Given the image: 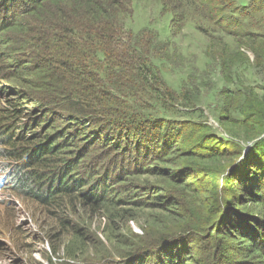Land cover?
<instances>
[{
  "label": "trees",
  "instance_id": "1",
  "mask_svg": "<svg viewBox=\"0 0 264 264\" xmlns=\"http://www.w3.org/2000/svg\"><path fill=\"white\" fill-rule=\"evenodd\" d=\"M72 1L78 7L76 13L59 0L66 9H61L62 12L73 20L69 21V17L48 14L58 10L57 0H0V130H7V122H17L19 117L23 120L21 114L24 112L31 113L26 116L31 123L44 122L39 125L40 128H32L34 130L22 128L20 124L10 130V136L0 138V168L5 177L3 186L13 191H24L30 189L27 182H31V186L39 187V191L44 190L46 197L59 195L60 198L82 186L95 192L93 196L89 192L90 196H87L90 199H101L103 190L109 196L113 187L123 189L120 178L126 177L124 172L139 170L141 161L151 153L160 155L153 160L171 158L178 163V167L185 161L189 162L191 158L170 148L178 141L187 146L189 143L186 140H189L196 148L206 150L205 161L228 164L227 178L229 181L233 178L228 190L216 183L217 190H224L225 196L219 197V192L218 202L212 205L211 210L221 219L215 220L212 216L209 223L202 227L204 229H200L205 231L198 239L201 248L209 247L203 261L209 264H264V154L254 150L261 141H258L259 144L253 142L238 160L243 150L241 141L234 142L227 134L214 136L207 125L195 121L193 134H187L189 127L183 124L184 119L192 117L190 112L193 109L205 104L212 87L209 86V75L215 71L219 72L216 74L227 88L226 100L229 101L222 110L231 116L235 112L247 114V118L234 120L229 126L240 127L249 139L264 133V118L259 110L264 104L259 106L254 102L238 108L230 99L232 96L243 98L246 91L251 93L255 90L246 81L226 78V72L238 70L230 58L243 56L240 47L229 51L227 44L220 42L218 55L207 56V65H211L209 70L202 73V78L185 82L182 95H179L163 79L170 66L183 61L176 50V43L164 41L152 27L137 33L128 30L126 22L132 17L131 0ZM176 2L189 4L197 11L198 22L194 28L203 36L212 38L221 33L227 39L251 43L247 49L253 55L255 64L264 67V0ZM29 6L39 8L40 12H27ZM173 25L175 31L181 32L184 18L173 21ZM172 36L176 38L173 33ZM218 60H221L220 66L215 63ZM26 75L30 79H24ZM14 84L16 87L11 88ZM184 109L186 112L183 113ZM56 124L59 126L54 130V136L42 138L45 128L50 126L51 130ZM56 135H60V141L55 139ZM81 138L87 140L84 145H94L97 150L104 147L115 150V159L119 158L117 152L125 154L126 150L130 151L126 165L119 159L121 163L116 173L110 174L114 168L109 172L104 169L91 178L89 173L94 170L90 166L78 169L77 157L85 146L74 159H53L58 153H67L69 146ZM206 146H211L208 147L211 149ZM180 153H184L183 150ZM247 160L251 161L248 166L244 164ZM192 165L202 166L200 162ZM194 171L192 167L186 168L185 172L191 174L188 177L179 172L181 177H186L185 184L189 183L187 179L202 178L204 175ZM171 173L172 179L181 180L175 170ZM83 176L88 179L81 180ZM71 181L75 185L70 184ZM227 183L224 180L223 184ZM160 185L165 187L163 182ZM86 198L84 201H87ZM157 200L172 208L176 206L168 196H158ZM95 201L89 203L95 204ZM244 202L253 204L254 209L243 207ZM228 230L247 242L246 246L242 244L232 250L234 259L229 263L224 258L217 259L215 253L217 245L220 246L215 242L220 234L223 240H233L232 232L227 233ZM76 232L82 236L79 231ZM176 238L181 241L182 236L161 235L154 244L144 242L134 248L127 247L114 260L108 259L114 262L112 264H180L186 257H198V252L190 246L181 243L173 245ZM167 245L169 247L165 249L159 248ZM151 248L156 249L153 259H150L151 255L145 260L140 258L146 256ZM75 254L78 253L71 252L70 256Z\"/></svg>",
  "mask_w": 264,
  "mask_h": 264
},
{
  "label": "rangeland",
  "instance_id": "2",
  "mask_svg": "<svg viewBox=\"0 0 264 264\" xmlns=\"http://www.w3.org/2000/svg\"><path fill=\"white\" fill-rule=\"evenodd\" d=\"M57 1L58 10L48 14L50 16L59 14L65 18L69 17L62 12V10H66L65 7L61 6L59 0ZM61 1L68 8L74 9L73 13H76L78 7L72 0ZM130 7L132 17L126 22L128 30L137 33L144 28L152 27L164 41L169 40L176 43V50L183 61L170 66L169 72L163 75L164 81L175 93L182 95V86L185 82L193 81L197 77H199L198 79L202 78V73L208 71L211 66L207 65V56L209 54L218 55L220 42H223L230 48L229 51H232L234 47H240V52L243 53V56L230 58L238 70L226 72V78L228 80L233 78L234 81H246L251 85V88L255 89L251 93L246 91L243 98L236 99L232 96L230 99L234 100V105H237L238 108L242 104L250 105L254 102V105L259 106L260 103L264 104V82H261L264 80V67L260 68L255 64L253 55L247 49L251 43H246L245 40L241 39H227L221 33L215 34L212 38L203 36L194 28L198 22L196 21L197 16H199L197 11L189 4H183V2L181 4L176 0H131ZM27 12L38 14L40 9L29 6ZM70 18L69 21H73ZM180 18H184V26L181 32H177L173 21L175 22ZM172 33L176 38H173ZM229 57L230 54L227 55L228 64ZM215 63L220 66L221 60L215 61ZM216 73L219 74V72L213 71L212 75H209V86L212 85V87L205 104L200 105L195 110L193 109L190 112L192 117L183 121V124L189 127L187 134H193L194 121L195 123H203L207 125L214 136L227 134L232 136L231 139L234 142L241 141L243 150L238 160L242 159L255 141L261 142L260 146L255 147L254 150H259L264 154V133L258 138L249 139L240 127L229 126V123H233L234 120L240 121V119L247 118V114L235 112L231 116L222 110L229 100H226L228 97L226 85ZM23 78L30 79V76L26 75ZM10 87L15 88L16 86L14 84ZM24 107L26 106L24 105ZM243 109L245 108L243 107ZM259 110L262 118H264V107H259ZM184 112H186L185 109ZM28 114L31 113L24 112L21 114L23 120L19 117L17 122H7L8 128L5 131L0 130V138L4 139L10 136V130L14 127L18 128L20 124L22 128L25 127L27 130L40 128L39 125L44 122L33 124L26 118L29 116ZM15 124L16 126H14ZM23 124L24 126H22ZM54 126L56 127L51 128V130L50 126L45 128L42 138L46 135L54 136V130L59 125ZM65 129L68 131L66 126ZM58 133L63 134V131ZM55 137L57 141L61 140L60 135ZM84 139L81 138L75 144H71L66 150L67 153H58L53 159L57 160L60 157L74 159L77 157L76 154L85 146V149L77 157L78 169H86L87 166H90L94 170L93 173H89L91 178L99 175L104 169L109 172L114 168L110 174L116 173L118 165L121 163L119 159L123 160L124 165H126V157L130 151L126 150L125 154H122V151L117 152L119 158L115 159V150L105 147L97 150L94 145H84L87 144V140ZM53 141L52 137L51 143ZM186 142L189 143L187 146L183 145L181 141L175 144L171 143L173 145L170 148L177 154L191 158L189 162L185 161L183 162L185 164L178 167V163L171 158L153 160L157 155H160L159 153H151L149 157L141 161L139 170L130 169L129 173L124 172L126 177L121 176L120 178L124 184L123 189L120 186L113 187V192L109 196H106L103 190L101 199L91 197V200L87 195L92 192L93 196L95 192L92 189L88 191L82 186L60 198L59 195L46 197L44 190L39 191V187L36 189L31 186V182H27L30 189L24 191L22 189L13 191L4 187L0 182V264H110L112 260L108 258L114 260L117 255L124 252V248L131 246L134 248L143 245L144 242L154 244V241L157 242L161 235L168 233L170 236H182L181 241L176 238V241L172 243L173 245L181 243L183 246H190V249L198 252V257H186L180 264H209L203 261V256L208 253L209 247L203 246L201 248L198 239L205 231L201 232L200 229H204L202 227L209 223L212 216L215 220L221 219L216 212L211 211L212 205L218 202V193L220 192L219 197L221 196V198L225 196L224 190H217L216 185L218 184L219 187H225V190H228L229 187L231 188L230 183H233V178L230 181L227 178L228 164L224 162L211 164L205 161L204 152L206 150L196 148L189 140ZM210 149L208 148V150ZM182 150L184 153H180ZM189 151L192 153H188ZM198 162L201 163V168L192 165ZM250 163V160L244 162L246 166ZM191 167L192 170H195L194 172H200L204 175L202 178H197L198 180L195 178L187 179L189 183L185 184V178L191 176L185 170ZM174 170L181 180L172 179L171 172ZM179 172H184L186 177H181ZM0 176H2L1 168ZM80 179L87 180L88 178L83 176ZM224 180L229 183L223 184ZM162 182L165 183V187L160 185ZM70 184H74V181H71ZM239 189L240 185L238 184L237 191ZM133 192L134 194H132ZM156 196L157 198L154 199ZM158 196H168L169 199L174 200L175 208L158 201ZM84 197L87 201H84ZM109 197L111 199L106 201ZM40 200H45V202ZM90 201H95V204L89 203ZM243 204V207L253 205L248 204V202ZM258 210L257 208L256 211L258 212ZM237 218L235 216V220L238 222ZM76 231H79L82 236ZM221 231L223 232V229ZM187 232H190L188 236ZM226 232L231 233L232 231ZM231 235L233 240H223V236L220 234L215 241L220 244V246L217 245L215 251L216 256H218L217 259L224 258L228 263L234 259L232 250L235 247L242 244L247 245V242H244L245 239L242 240L234 232ZM156 245L154 246L157 247ZM169 245L159 248L165 249ZM154 248H151L146 256L140 258L145 260L148 255H151L150 259H153L156 254ZM219 249L220 251H218ZM227 250H229L228 253H226ZM71 252L78 254L70 256ZM217 264H221V262H217Z\"/></svg>",
  "mask_w": 264,
  "mask_h": 264
}]
</instances>
